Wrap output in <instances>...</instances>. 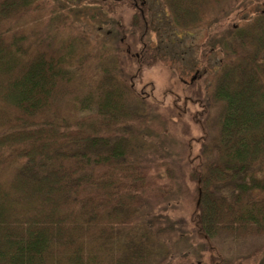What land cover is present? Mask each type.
Listing matches in <instances>:
<instances>
[{"label": "trees", "instance_id": "obj_1", "mask_svg": "<svg viewBox=\"0 0 264 264\" xmlns=\"http://www.w3.org/2000/svg\"><path fill=\"white\" fill-rule=\"evenodd\" d=\"M224 1L166 0L163 7L173 28L190 31L211 22ZM91 3L112 16L132 10L125 30L135 50L126 48L122 63L120 46L97 60L63 34L67 16L52 1L0 0V264H150L154 236L173 229L193 238L175 230L162 207L179 193L195 204L191 220L181 222L200 240L263 237L264 8L246 26L224 15L205 36L204 61L213 50L223 53L211 94L214 134L201 142L199 163L177 175L164 156L146 159L138 150L143 136L165 141L167 128L190 130L172 106L152 103L139 88L143 69L160 62L156 19L145 0ZM204 65L182 83L195 98L204 95ZM136 99L153 112L134 115ZM204 248L206 264H228L212 245ZM187 253L167 264H200ZM259 255L234 264H255Z\"/></svg>", "mask_w": 264, "mask_h": 264}, {"label": "rangeland", "instance_id": "obj_2", "mask_svg": "<svg viewBox=\"0 0 264 264\" xmlns=\"http://www.w3.org/2000/svg\"><path fill=\"white\" fill-rule=\"evenodd\" d=\"M50 1H52V8L67 16L68 26L64 29L63 34L74 37L77 46L85 50L87 55L95 53L99 56H97V60L99 58L103 59L106 52L115 54L117 47L120 46L118 52L120 60L118 59V61L122 63V59L126 54L125 49L135 50L130 46L129 35L125 30L130 21L132 10L123 8L117 15L112 16L100 5L91 3L92 0ZM165 1L145 0L149 15L156 19L155 21L152 19L153 27L156 26L153 42L159 51L160 62L155 67L143 69L141 80L138 78L139 88L145 96L149 97L152 103L158 102L164 107L167 105L172 106L175 109V114L183 116L189 122L190 130L184 134L176 129L167 128L165 134L169 138L165 141L162 138L159 141H154L150 136H143L139 139L140 147L138 150L144 154L146 159L151 156H157V158L164 156L178 175L179 172L182 174L181 169L183 166L199 163L202 159L200 156L201 142L210 141L214 134L213 124L216 109L211 103V94L215 82L214 74H216L220 59L223 58V53L220 49L213 50L212 53L206 55L207 59L204 61L200 46L205 36L209 33L211 27L216 25L213 21L224 15H228L230 19L232 18L236 27L246 26L255 19L257 11L264 8V5L261 4L260 6L255 3L252 6L240 8L238 7L240 1L234 4L232 0H225L214 11L211 22L189 29L190 31H183L170 25L169 16L165 15L163 7ZM105 62L102 60V63ZM201 63L205 64L202 68L204 95L201 98H195L184 89L185 85L182 83H189L196 76L198 66ZM130 109L134 115L153 112V109L147 103L144 105L138 99L131 102ZM169 110L172 109L168 108L166 111ZM172 118L174 121L176 120V116ZM171 132L173 135H171ZM185 180L189 186H193V182L187 178ZM194 205L193 202H186L181 193L168 198L163 203L162 207H166V214L172 221H175V230L186 228L193 235V238L192 240H190V237L188 239L181 238L185 236L186 232L183 230L181 234L173 231V229L154 236L155 243L150 264H167L170 260L179 259L178 257L186 250L189 252L187 253L188 256L192 255L200 264H206L209 253L204 247L208 244L212 245L216 253L228 264L241 261L244 256H248L251 252L257 250L260 251V255L256 257L255 264H259L261 261L264 262V247H259L264 243V236L246 241L224 238L200 240L195 235L193 226H184L181 222L182 218L187 221L191 220V210L194 209ZM159 208L153 207L149 210L151 214H158ZM201 243H203L202 246L197 249ZM181 249H184V251Z\"/></svg>", "mask_w": 264, "mask_h": 264}]
</instances>
